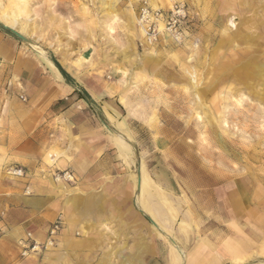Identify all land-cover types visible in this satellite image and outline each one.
Returning a JSON list of instances; mask_svg holds the SVG:
<instances>
[{
    "label": "rangeland",
    "instance_id": "374dc122",
    "mask_svg": "<svg viewBox=\"0 0 264 264\" xmlns=\"http://www.w3.org/2000/svg\"><path fill=\"white\" fill-rule=\"evenodd\" d=\"M147 1L189 7L179 41L149 42L134 0H0V31L18 56L96 70L111 95L93 103L96 116L109 113L126 154L112 178L127 175L134 196L145 171L150 202L177 219L193 199L215 201L223 183H264V0Z\"/></svg>",
    "mask_w": 264,
    "mask_h": 264
},
{
    "label": "crops",
    "instance_id": "0c3cea01",
    "mask_svg": "<svg viewBox=\"0 0 264 264\" xmlns=\"http://www.w3.org/2000/svg\"><path fill=\"white\" fill-rule=\"evenodd\" d=\"M9 38L0 31L8 82L0 85V264H264V183L234 179L215 201L193 199L182 218L151 216L138 182L132 196L127 175L112 178L126 154L109 113L98 117L93 107L111 97L101 76L76 68L62 75L49 60L18 56ZM10 165L24 176L8 175ZM62 171L72 179H54ZM58 216L55 246L21 257Z\"/></svg>",
    "mask_w": 264,
    "mask_h": 264
},
{
    "label": "built area",
    "instance_id": "2783aa9c",
    "mask_svg": "<svg viewBox=\"0 0 264 264\" xmlns=\"http://www.w3.org/2000/svg\"><path fill=\"white\" fill-rule=\"evenodd\" d=\"M134 1L136 3L135 22L149 42H157L162 35H167L179 41L186 33L185 26L191 20V12L184 2H173L169 7L164 9L152 7L147 0ZM6 172L8 175L14 177L24 176V170L18 165L8 166ZM55 178L70 181L72 176L68 171H62L56 173ZM62 225V218L58 216L49 225L46 239L42 242L31 240L29 243L23 244L20 256L40 255L54 247Z\"/></svg>",
    "mask_w": 264,
    "mask_h": 264
},
{
    "label": "bare ground",
    "instance_id": "6f19581e",
    "mask_svg": "<svg viewBox=\"0 0 264 264\" xmlns=\"http://www.w3.org/2000/svg\"><path fill=\"white\" fill-rule=\"evenodd\" d=\"M117 141L121 144L124 145V143L122 142V138H117ZM127 144V143H126ZM149 187H150V181L148 179H146L145 177L143 178V180H141V182L139 183V188H137L138 193H139V200L142 206L145 207V209L150 212V214L153 217H159L160 215H163L164 213H162V210L157 209L156 207H154L151 202H150V194L151 192L149 191ZM161 199L163 200V202H167V198L166 196H160ZM170 199V198H169ZM165 204V203H164ZM171 207V205H170ZM158 219V218H157ZM161 219V218H160Z\"/></svg>",
    "mask_w": 264,
    "mask_h": 264
},
{
    "label": "water",
    "instance_id": "95a60500",
    "mask_svg": "<svg viewBox=\"0 0 264 264\" xmlns=\"http://www.w3.org/2000/svg\"><path fill=\"white\" fill-rule=\"evenodd\" d=\"M4 28L8 29L13 35H15L17 38H19L22 41H27L29 42V40L24 37L22 34H20L18 31L14 30L13 28L7 27L6 25H2ZM139 177H138V185L137 188H139Z\"/></svg>",
    "mask_w": 264,
    "mask_h": 264
},
{
    "label": "trees",
    "instance_id": "16d2710c",
    "mask_svg": "<svg viewBox=\"0 0 264 264\" xmlns=\"http://www.w3.org/2000/svg\"><path fill=\"white\" fill-rule=\"evenodd\" d=\"M4 29V28H3ZM5 31L9 32L8 29H4ZM56 67L58 68V70L61 72L62 75H65L64 70L58 65V63L55 62Z\"/></svg>",
    "mask_w": 264,
    "mask_h": 264
}]
</instances>
